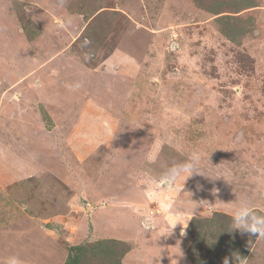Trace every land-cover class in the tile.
<instances>
[{
    "label": "rangeland",
    "instance_id": "1",
    "mask_svg": "<svg viewBox=\"0 0 264 264\" xmlns=\"http://www.w3.org/2000/svg\"><path fill=\"white\" fill-rule=\"evenodd\" d=\"M212 1L0 0V264H264L230 226L264 214V0Z\"/></svg>",
    "mask_w": 264,
    "mask_h": 264
},
{
    "label": "clouds",
    "instance_id": "2",
    "mask_svg": "<svg viewBox=\"0 0 264 264\" xmlns=\"http://www.w3.org/2000/svg\"><path fill=\"white\" fill-rule=\"evenodd\" d=\"M66 2L67 0H60L62 5ZM88 44H90V41L85 40L84 46L87 47ZM90 58V55H88L85 56L84 59L88 60ZM72 87L75 90L80 88L81 84L77 82ZM201 160L202 157L200 154L193 152L184 162L173 164L168 167L163 174V179L169 186L175 187L178 184H183L194 173L204 175ZM181 190L182 188L177 189L178 192H181ZM169 208H173L171 203L169 204ZM155 223L156 222L146 220L144 222V230H153ZM168 224L171 225V230L168 232L169 234L177 224L180 225V218L175 215L170 216ZM230 226L231 230L238 229L241 232L254 235L256 238L264 239V214L259 213L246 199H242L233 207ZM4 264H23V261L19 255L12 254L5 258ZM224 264H229L227 258H225Z\"/></svg>",
    "mask_w": 264,
    "mask_h": 264
},
{
    "label": "trees",
    "instance_id": "3",
    "mask_svg": "<svg viewBox=\"0 0 264 264\" xmlns=\"http://www.w3.org/2000/svg\"><path fill=\"white\" fill-rule=\"evenodd\" d=\"M236 1L239 4L237 6H235V5L231 6L230 3L231 2L235 3ZM236 1H234V0H228V1L227 0H213L211 6L207 7L206 10L217 16V15H219V14H221L223 12L222 9L225 8V7L229 8V9H232L233 11L237 12V11H240L242 9L251 8V7L254 6L252 0H236ZM218 17H220L219 18L220 20L225 18V16H222V15H220ZM222 30L223 31H221V30L220 31L222 32L223 35H225L227 38L230 37L229 34H231V33L229 31H224V29H222ZM214 216H215V218H211V222H213L214 224L217 222L216 219H218L220 217L225 218L227 220V216L224 213L214 212ZM226 224H228V222ZM220 229H222L223 231L226 230L225 229V225L220 226V227L217 228V230H220ZM251 237L253 238L255 236L251 235ZM98 243H99L98 245L105 244V246H107L108 242L100 241ZM199 243H202V242H199ZM98 245H95V246H98ZM81 248H82L81 245L75 247V249L79 250L80 252L83 250V248L82 249ZM246 250H247V248L244 249L243 253H246L247 252ZM219 257L220 258H217V259H215V258L213 259V257L212 258H206L207 260L205 262L200 259L199 260L200 263L198 262V264H223L225 258H227L228 261L232 259L231 255H228L227 253L224 254V255H221ZM77 261L70 259L66 264H76ZM238 261H239V259H237V261L235 259V263H238Z\"/></svg>",
    "mask_w": 264,
    "mask_h": 264
}]
</instances>
